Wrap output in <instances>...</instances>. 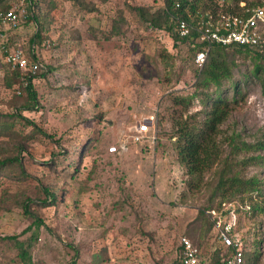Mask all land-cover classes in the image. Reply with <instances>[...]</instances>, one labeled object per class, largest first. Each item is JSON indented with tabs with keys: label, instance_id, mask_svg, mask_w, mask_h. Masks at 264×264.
Wrapping results in <instances>:
<instances>
[{
	"label": "rangeland",
	"instance_id": "374dc122",
	"mask_svg": "<svg viewBox=\"0 0 264 264\" xmlns=\"http://www.w3.org/2000/svg\"><path fill=\"white\" fill-rule=\"evenodd\" d=\"M51 1L54 9L41 17L46 35L41 45L31 42L38 30L34 21L8 32L5 41L8 51L21 47L29 57L35 52L41 64L31 83L39 107L22 116L47 137L9 118L17 112L12 101L19 85L4 86L12 67L0 51V123L15 122L13 130L29 136L27 152L20 156L26 177L0 178V205L27 198L30 210L43 222L36 229L20 206L0 209V239L19 235L24 240L36 232L34 264H175L179 240L188 237L198 246L201 264H208L220 246L214 229L205 233L198 216L200 208L208 206L212 210L205 216L211 219L221 211L238 209L235 233L246 255L254 257L255 264H264V216L249 208V198L256 195L243 203L237 201L240 195L231 203L210 198L214 169L205 174L199 189H190L191 178L177 162L174 120L180 113L183 118L197 113L201 120L210 104L200 101L202 88L194 86L198 68L191 46L174 45L163 33H149L131 11L132 7L155 10L164 0H82L85 6L81 0ZM251 1L264 6V0ZM72 8L81 9L75 22L79 42L70 35L75 30ZM117 12L124 18L119 35L103 40ZM91 25L98 31L97 42L87 34ZM234 62L231 81L218 91L213 86L204 89L233 107L217 137L226 143L223 159L230 156L231 138L251 143L264 127L261 82L252 73L256 62L245 53L237 54ZM231 83L238 85L237 95ZM176 98H190L186 113L183 105L174 103ZM144 122L151 125L147 135L155 129L154 144L128 139ZM122 135L127 136L128 150L110 155L107 149ZM3 141L7 137L0 135ZM249 155L240 153L238 159ZM239 175L263 179L264 166L248 167ZM45 189L54 195L53 204H48ZM16 253L11 242L0 240V264H17Z\"/></svg>",
	"mask_w": 264,
	"mask_h": 264
},
{
	"label": "trees",
	"instance_id": "16d2710c",
	"mask_svg": "<svg viewBox=\"0 0 264 264\" xmlns=\"http://www.w3.org/2000/svg\"><path fill=\"white\" fill-rule=\"evenodd\" d=\"M49 1L45 3V0H32L31 12L25 22L34 21L37 25L38 30L31 42L38 45H41V41L46 37L42 27L44 22L41 20V17H45L46 14L48 15L55 7L53 1ZM98 1L101 3L106 0ZM241 3L244 4V9L264 7L259 5L258 2L251 0H164L163 5L155 10L143 7H132L131 11L134 12L138 23L145 27L149 33H163L173 41L174 45L189 44L193 50L192 57L194 60L195 55L206 48V44L197 41V35L194 32L187 37L178 36L174 31L176 18L185 20L189 24L194 25L198 15L207 11L215 12L221 10L224 13L239 15L241 12ZM84 4L83 2L80 3L82 6ZM118 14L117 12V15ZM117 15L116 18L114 17L111 20L110 32L106 34L105 37L102 35L103 40L109 41L113 37L119 35L120 26L124 23V18L122 15H118V17ZM97 32V30L88 29V34H90L91 39L96 42L100 39L99 34L95 36ZM70 35L72 40L79 42L80 35L77 31H70ZM60 36L62 37L63 35ZM6 44H3V49L2 46L0 47L2 55H5L8 50ZM242 53L249 55L251 59L256 62L252 73L255 77L260 79L262 94L264 96V79H261L262 75H264V51L258 47L238 46L236 44L227 46L215 43L211 44L203 67L196 71V82L194 85L196 89L202 88V91L198 93L200 101L205 105L210 104V106L207 111L201 113L202 115L204 114L201 120L197 119V113L187 114L185 118H183L182 113L179 114L172 126L173 137L176 138L174 149L177 162L185 170V174L191 178V181L188 183L190 189H199L203 184L205 174L214 169L213 181L215 184L212 187L210 198L218 196L220 197V202H224L225 200L231 203L240 195L241 199H237V201L243 203V200L246 199L247 196L255 194V198H249V208L253 213L264 216V178L259 179L256 176L243 178L239 175V172L248 167L257 165L264 166V127L260 130L259 136L251 143H246L241 140L237 141L239 138L238 136L231 138L227 143L231 149L230 156L229 158H221L224 152L223 146L226 143L217 140L218 134L220 133L219 128L233 107L230 102L225 99H220V97L216 95L215 97H210V95L204 93V89L211 86L218 91L225 82L232 80V72L235 68V56ZM30 57L32 60H35V52H33ZM40 71L41 69L37 71V73ZM7 72L8 75L4 80V86L10 88L12 84L17 83L19 85L16 92L18 95L14 96L12 101L15 104L14 107L17 108V112L9 118L16 121L21 120L24 125L32 126L36 132L47 137L43 130L37 128L35 124L22 116V112L33 111L39 107L37 94L32 87L31 79L28 78L27 86L24 88L20 82L21 73L18 69L10 68ZM42 76L44 75L41 74V77ZM231 84H233L234 94L237 95L239 92L237 88L238 85L234 83ZM23 93L26 95H20ZM174 103L179 106L183 105L186 113L190 105V98H176L174 99ZM198 114L200 115V113ZM14 123L10 125L0 123V135L7 137V141L0 142V178L8 177L10 174H14L19 178L26 177L20 156L21 153L27 150L25 141L29 139V136L23 137L20 133L14 131ZM240 153H251V155L238 159ZM109 154L118 155L120 153ZM235 168H239V171H236ZM45 191L49 196V201L46 198L45 201L41 203L45 204L47 200L49 202L48 204H53L55 201L54 195L49 193L47 189H45ZM13 205L22 208L24 214L32 219V226L36 229L43 225V222L38 216L30 210L29 199L25 198L21 201L13 200L5 204L2 202L0 209L10 210ZM209 210H212L211 207L206 206L200 208L198 212L201 222L205 224V233L214 229L215 220L205 216L206 211ZM237 211L238 209H235V212ZM30 229L31 227L26 228L20 235L27 233ZM201 237L200 235V238ZM188 239L191 241L190 238ZM0 240L12 243L13 248L17 251L15 258L17 264H34L31 251L38 242L36 232H32L24 240H19V235L6 236ZM191 243L194 247H198L192 241ZM230 254V248H225L220 244V246L211 253L208 264H223V259ZM180 255L181 247L179 245V255L175 264H179ZM244 264H255V258L248 257L245 249Z\"/></svg>",
	"mask_w": 264,
	"mask_h": 264
},
{
	"label": "built area",
	"instance_id": "2783aa9c",
	"mask_svg": "<svg viewBox=\"0 0 264 264\" xmlns=\"http://www.w3.org/2000/svg\"><path fill=\"white\" fill-rule=\"evenodd\" d=\"M32 7V0H0V47L6 41L8 32L14 33L28 19ZM240 14L224 13L221 10L215 12L207 11L198 15L194 25L185 20L176 18L174 31L180 37L190 36L196 33L197 41L206 44L203 51H199L194 57V64L201 69L206 61L208 49L211 44L222 46L236 44L238 46L258 47L264 51V7H254L244 9V4H240ZM5 62L12 68L20 71V82L25 88L28 78L33 80V76L41 69V64L37 60L23 53L21 47L7 50L4 56ZM155 122V121H154ZM154 126V125H153ZM151 125L140 124L128 137L133 143H155L156 137L154 127L149 133ZM149 130V131H148ZM150 134V133H149ZM117 145L107 149L109 153H124L127 148V136L122 135ZM213 212V211H212ZM214 222L215 239L225 248H230L231 254L223 259V264H244V248L240 238L235 233V212L227 213L221 211ZM181 255L179 264H201L199 251L186 237L179 240Z\"/></svg>",
	"mask_w": 264,
	"mask_h": 264
},
{
	"label": "crops",
	"instance_id": "0c3cea01",
	"mask_svg": "<svg viewBox=\"0 0 264 264\" xmlns=\"http://www.w3.org/2000/svg\"><path fill=\"white\" fill-rule=\"evenodd\" d=\"M74 1H76V2H79V0H74ZM54 2V1H53ZM81 2H82V0H81ZM81 8V7H80ZM72 11H71V13L72 12H74V14L72 13V15H71V20H72V26H74V31H77L78 29H77V23H75L77 20H78V15L80 14V11H81V9H79V8H77L76 10H74L73 8L71 9ZM74 10V11H73ZM96 20V19H95ZM93 25H91V26H88L87 27V29H86V31L88 32V29L89 28H91ZM93 28H96V27H93ZM92 29V28H91ZM16 32V31H15ZM78 32V31H77ZM79 33V32H78ZM88 34V33H87ZM9 36V35H8Z\"/></svg>",
	"mask_w": 264,
	"mask_h": 264
}]
</instances>
